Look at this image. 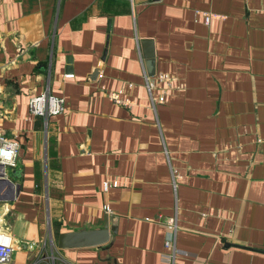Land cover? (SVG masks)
<instances>
[{"label":"crops","instance_id":"0c3cea01","mask_svg":"<svg viewBox=\"0 0 264 264\" xmlns=\"http://www.w3.org/2000/svg\"><path fill=\"white\" fill-rule=\"evenodd\" d=\"M147 38L174 78L164 102ZM46 89L64 110L31 114ZM2 134L20 144L0 180L5 264H171L167 238L173 264H264V0H0ZM106 218L105 244L57 246Z\"/></svg>","mask_w":264,"mask_h":264},{"label":"built area","instance_id":"2783aa9c","mask_svg":"<svg viewBox=\"0 0 264 264\" xmlns=\"http://www.w3.org/2000/svg\"><path fill=\"white\" fill-rule=\"evenodd\" d=\"M198 14H202L204 16V20L206 23H210L213 18H221L224 17L220 13L210 12V11H201L197 10ZM67 76H72L71 73L67 74ZM165 82L164 85L160 87V94L155 96L153 95V89L157 87L158 82ZM174 78L171 75L166 73H160L157 77L155 75L150 76L145 73V81L144 84L151 95V99L153 103L155 101L164 102L167 94L171 93L176 89V86L173 83ZM111 98L115 101L122 104H130L131 101L128 99H123L120 97V93L114 92L111 94ZM65 108V99L61 96L55 95L51 93L48 89L43 91L40 94H35L29 99V110L31 114L40 115L44 117H48L49 115L60 113ZM20 144L15 139L9 138L6 134H2L0 136V164L3 165L0 171H4L6 173L7 167H12L16 164L17 158L19 156ZM105 188L108 189L111 186L118 185L117 180H107L105 181ZM107 210H110L109 207H106ZM166 226L170 233L174 234L177 229V220L176 217H170L167 219ZM165 246L172 247V252H164L162 253L163 259L173 264L176 252L178 249L175 246V243L171 240V238L165 239ZM15 251V247L12 241L4 236L0 235V264H5L11 261L13 258V254Z\"/></svg>","mask_w":264,"mask_h":264},{"label":"water","instance_id":"95a60500","mask_svg":"<svg viewBox=\"0 0 264 264\" xmlns=\"http://www.w3.org/2000/svg\"><path fill=\"white\" fill-rule=\"evenodd\" d=\"M143 52L146 58V67L148 75H154L156 72L155 68V46L154 40L147 38L143 40ZM71 58H69V62ZM68 65L67 68H70ZM99 74V67H96L94 71L89 76V79H95ZM3 165L0 164V167ZM14 175L20 174V169L12 170ZM0 180L8 181L13 184V182L6 177L4 171H0ZM110 239V226L107 218L104 223L99 227H91L89 225H82L80 227H75L68 231H62L57 236V246L59 248H76V247H87L101 245L108 242ZM60 264H64L61 262Z\"/></svg>","mask_w":264,"mask_h":264}]
</instances>
